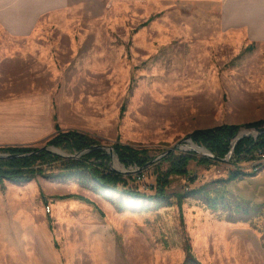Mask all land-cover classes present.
<instances>
[{
	"label": "rangeland",
	"instance_id": "rangeland-1",
	"mask_svg": "<svg viewBox=\"0 0 264 264\" xmlns=\"http://www.w3.org/2000/svg\"><path fill=\"white\" fill-rule=\"evenodd\" d=\"M39 25L53 28L39 36L52 48L44 63L75 68L80 131L106 146L144 147L151 158L175 145L196 158L187 176L171 177L169 206L124 196L120 211L74 179L0 182V264H183L188 247L203 264H264V163L254 171L255 152L204 162L187 141L223 124L264 126V44L224 31L217 6L180 0L80 1ZM23 118L13 116L4 130L11 144L0 147L41 148L55 134ZM119 162L111 166L146 195L156 192L155 167L169 166L160 159L138 178ZM235 171L243 174L228 183L229 206L178 197Z\"/></svg>",
	"mask_w": 264,
	"mask_h": 264
},
{
	"label": "crops",
	"instance_id": "crops-1",
	"mask_svg": "<svg viewBox=\"0 0 264 264\" xmlns=\"http://www.w3.org/2000/svg\"><path fill=\"white\" fill-rule=\"evenodd\" d=\"M108 0H0V143L10 145L4 130H11L14 115L31 120L43 133L78 129L81 107L76 104L75 68L47 66L50 43L39 40L46 28L42 18L66 10L71 4ZM156 1V0H150ZM160 1V0H159ZM205 7L217 6L219 24L224 31H238L241 39L264 44V0H180ZM206 16V15H205ZM55 30H60L59 27ZM68 66V67H67ZM59 89L54 93V85ZM83 98L88 95L84 90ZM8 123V124H7ZM65 123V127L61 124ZM4 141V142H3Z\"/></svg>",
	"mask_w": 264,
	"mask_h": 264
},
{
	"label": "trees",
	"instance_id": "trees-1",
	"mask_svg": "<svg viewBox=\"0 0 264 264\" xmlns=\"http://www.w3.org/2000/svg\"><path fill=\"white\" fill-rule=\"evenodd\" d=\"M263 121L251 122L247 127L262 126ZM240 129L239 125L223 124L214 128L198 129L190 134L193 141L199 145L208 148L216 158H225L232 147V140ZM46 145L58 147L70 155H75L95 145H103L98 139L90 134L77 129H62L56 124V133L47 141ZM119 156L120 161L127 167L134 166L140 169V175L152 165L147 164L154 160L149 155L148 149L133 144H124L116 142L112 145ZM264 150V134L258 138L244 137L241 139L234 150V158L237 161L247 159L258 150ZM0 153L11 155H23L19 157L0 158V182L8 180L17 184L27 183L36 179L38 176L57 179H74L82 187L95 193L104 195L112 204L116 205L120 211L127 209L124 202V196H130L135 199H143L154 202L157 206H169L170 196L168 189L173 175L189 174L188 165L192 159L196 158L193 153L171 152L162 159L169 162L166 170L155 167L156 184L154 195L142 194L133 187L129 186V181L134 177L132 174H126L112 168V156L107 150L99 148L92 149L79 157H66L54 155L39 147L31 146H3L0 147ZM164 153V152H163ZM27 154V155H25ZM203 157L204 162H214L217 159ZM253 158V157H250ZM243 173L235 171L228 179H222L204 187L193 189L178 194L180 200L186 197L202 199L212 209L229 206L232 203L228 190V183L237 179ZM212 186L214 187L212 189ZM113 195H118L114 197ZM242 203L235 207L237 212H243ZM183 264H203L193 254L190 247L187 248V256Z\"/></svg>",
	"mask_w": 264,
	"mask_h": 264
},
{
	"label": "water",
	"instance_id": "water-1",
	"mask_svg": "<svg viewBox=\"0 0 264 264\" xmlns=\"http://www.w3.org/2000/svg\"><path fill=\"white\" fill-rule=\"evenodd\" d=\"M262 134H264V126L244 127L242 130H240L234 136V138L232 140V147H231V150H230V152H229L227 157H231L233 155L237 143L241 139H243L244 137L258 138ZM187 141L193 145L192 149L194 151L200 152V153L204 154L206 157L216 158V156L214 154H212V152L208 148H206L205 146H200L199 144L195 143L190 135L187 137ZM178 147H179V145H175V146L169 148L164 153H162V155H160L159 157H156L154 160L150 161L147 164V166L154 164V162L162 159L164 156L168 155L169 153L174 152ZM99 148H102V149H105V150H109L110 153H111V156L115 158V160L117 161V163L119 165H121L120 162H119V156L117 155V153H116V151H115L113 146L95 145V146H93L91 148H88V149H86V150H84V151H82L80 153L75 154V155L67 154L62 149H60L58 147L50 146V145H45V146L41 147L40 151L41 150H46V151H48V152H50V153H52L54 155H62V156H66V157H71V156L79 157V156L89 152L92 149H99ZM25 155H27V154H25ZM19 156H23V155H11V154H7V153H0V158H4V157H19ZM216 159H217V161H226V160H228L226 157L223 158V159L217 157ZM112 168L115 169L114 167H112ZM115 170H117V169H115ZM138 170H140V169H137V171Z\"/></svg>",
	"mask_w": 264,
	"mask_h": 264
},
{
	"label": "built area",
	"instance_id": "built-area-1",
	"mask_svg": "<svg viewBox=\"0 0 264 264\" xmlns=\"http://www.w3.org/2000/svg\"><path fill=\"white\" fill-rule=\"evenodd\" d=\"M255 155H257L256 157L257 159L254 162V171H257L264 163V150L263 149L256 150Z\"/></svg>",
	"mask_w": 264,
	"mask_h": 264
},
{
	"label": "bare ground",
	"instance_id": "bare-ground-1",
	"mask_svg": "<svg viewBox=\"0 0 264 264\" xmlns=\"http://www.w3.org/2000/svg\"><path fill=\"white\" fill-rule=\"evenodd\" d=\"M63 212V211H62Z\"/></svg>",
	"mask_w": 264,
	"mask_h": 264
}]
</instances>
